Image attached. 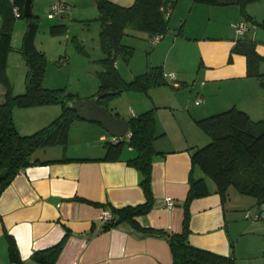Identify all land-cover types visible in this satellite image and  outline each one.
Masks as SVG:
<instances>
[{"label": "crops", "instance_id": "obj_1", "mask_svg": "<svg viewBox=\"0 0 264 264\" xmlns=\"http://www.w3.org/2000/svg\"><path fill=\"white\" fill-rule=\"evenodd\" d=\"M34 1H31V9L36 14L42 6L46 12L51 3V0H46L43 5L39 2L35 5ZM69 1L67 0L69 9L57 19L56 24L68 27L73 16L77 17V20L87 18L83 10L90 2L72 0V4ZM113 1L128 5L133 0ZM178 1L174 3L171 16ZM184 1L190 8L194 3H198ZM93 3L96 4L95 0ZM202 5L197 7L204 8L209 14L227 17V29L213 32L206 28L200 35L173 36L171 39L155 42L150 53L151 62L162 65L164 72H174L175 81L166 77L168 84L152 87L145 94H126L131 102L130 115H123V112L119 111L118 102L116 105L108 102L107 108L112 114L116 113L126 119L138 112L154 108L157 132L162 133L153 143L157 151L153 156L151 168L153 205L149 212L135 217L137 222L143 227L180 232L184 217L183 201L189 189V176L192 174L195 178L203 177L210 193L190 201L188 240L197 247L229 255L242 247L241 240L244 237H248L253 230L264 227V222L249 220L250 217L238 213L237 208H257L259 216L253 218L254 220L264 218L261 213L264 209L259 207L254 198L245 194L233 199L229 192L230 200L223 202L215 190L213 180L198 166L192 167L188 148L204 145L210 140L196 125L195 119L231 107L245 110L253 120L264 117V87L260 86L256 78L246 75L245 57L231 53L235 40L240 36L235 24L246 22L247 31L244 35L256 41V50L262 55L264 33L259 30L258 24L247 21L239 6L234 3ZM246 12L255 20L262 19L260 11L252 4L246 6ZM182 16L184 14L178 16L177 26L182 23ZM18 18L20 17L16 16L12 32L14 49L7 61V75L14 93L25 89L24 61L17 50L25 22ZM1 22L0 11V25ZM44 26L42 39L38 45L36 35L35 44L46 55L48 49L43 42L47 39L45 35L48 25ZM68 31L69 27L67 34ZM59 45L58 43L57 48ZM60 51L61 46L57 54H61ZM101 52L103 54L102 49ZM60 61L66 62L67 58L60 55L56 63ZM117 67L119 68L118 65ZM194 70L195 78H200V82L186 86L187 76ZM49 82L46 81L45 73L43 84L46 87H61ZM4 95L5 88L0 81V103L4 101ZM197 98L200 100L195 103ZM60 110L59 104L15 108L13 118L19 132L26 134L47 125ZM76 130L82 133V137L78 138L90 134L87 138H95V142H87L84 151L77 155L65 156L83 159L29 165L2 191L0 264H17L10 260L6 232L13 237L24 264H39L32 259V253L56 244L67 232L65 245L54 264H171L172 254L165 236L142 232L126 221L103 228L108 220L103 214L108 209L95 202L121 207L145 200L139 184V172L126 163V159L134 154L132 148L125 145L127 149L124 151L125 146L123 147L120 159H98L105 155V142L112 141L113 136L98 122L74 119L68 129L67 141L68 138H76ZM63 147L59 148L61 150L57 148L58 154L54 157L38 158L59 159L67 153V148ZM207 177L211 179L212 184ZM168 198L171 199V204L168 203ZM258 234L264 237V234ZM246 240L249 241V248L254 254L264 255V241L259 239L257 242L250 238Z\"/></svg>", "mask_w": 264, "mask_h": 264}, {"label": "trees", "instance_id": "obj_2", "mask_svg": "<svg viewBox=\"0 0 264 264\" xmlns=\"http://www.w3.org/2000/svg\"><path fill=\"white\" fill-rule=\"evenodd\" d=\"M191 1L204 4L234 3L239 6L247 21L264 28V17L258 21L246 12V6L256 0ZM24 2L25 0H7L6 2L0 0L2 14L0 81L5 88L4 101L0 103V195L11 180L29 165L83 159L63 156L59 159L42 160L33 156L34 151L40 147L66 145L71 122L74 119H81L76 115L73 106L74 102L80 98L76 93L67 91L65 87L50 88L43 84L47 59L45 53L35 44V37L40 28V18L33 11L25 17ZM95 2L98 9L96 18L100 23V47L104 53L101 59L103 68L98 72L97 92H111L98 98V103L107 108L108 98L113 95L124 91L147 92L152 87L168 84L160 64L148 63L144 72L125 80L118 71L115 60L118 53H122L125 59L132 53L133 47L122 43V37L129 28L144 32L152 41L156 35H160V39L167 35L171 31L168 17L176 0H134L129 5H122L113 0H95ZM13 7L18 8V17L23 18L25 22L21 43L17 48L25 67V89L20 93L13 92L7 75L8 56L14 49L12 32L16 16ZM182 25L183 22L175 29V35L181 34ZM65 28L64 24L55 23L50 26L51 32L64 31ZM245 32L235 40L231 53L235 52L245 57L246 75L256 78L260 86L264 87V55L256 50V41L244 35ZM50 104L61 106L60 113L54 119L31 133L19 132L13 118L15 108ZM114 115L118 116L116 113ZM128 121L130 136L117 142H105V155L98 159H120L123 147L130 146L134 154L126 159V163L139 172V184L145 200L142 203L121 207L95 202L111 213V217L106 220L103 228L126 221L142 232L165 236L172 254L171 264H234L233 252L229 255L219 254L197 247L188 240L190 201L210 193L203 177L195 178L192 174L189 176V189L183 201L184 217L180 232L143 227L137 222L135 217L146 214L153 205L151 168L153 156L157 152L153 143L162 133L157 132L154 108L133 115ZM195 123L210 137V140L204 145L188 148L192 167L198 166L213 180L215 190L220 194L223 202L227 199L228 187L233 186L242 194L254 196L258 205L264 204V117L253 120L245 110L231 107L195 119ZM67 237L68 232L56 244L34 251L31 255L32 259L39 264H54ZM6 238L10 260L17 264H24L13 237L6 232Z\"/></svg>", "mask_w": 264, "mask_h": 264}, {"label": "rangeland", "instance_id": "obj_3", "mask_svg": "<svg viewBox=\"0 0 264 264\" xmlns=\"http://www.w3.org/2000/svg\"><path fill=\"white\" fill-rule=\"evenodd\" d=\"M45 1L46 0H42L40 2V0H35L34 4L37 5V3L39 2V4L42 3L41 5H43V2ZM83 1L85 3L90 2L89 4H87V6L84 7L85 12L83 10V14L87 18L77 20V17L74 18L75 16H73V19L69 20L70 23L68 26V34V27H66L64 31L51 32L49 26L50 24H55L57 19L48 18L42 6V9L38 11V15L40 18V28L36 34L38 36L36 41L39 45V41L40 39H42L43 36V29H45L44 25H48L46 26L48 27V29L45 35L47 39L43 42L44 46L48 49V54H46L47 62L45 66L46 81H50L49 83L51 85L65 87L67 91L76 93L80 99H85L87 97L90 98L92 95L97 93L99 84L98 72L102 69L101 59L104 57V53L102 54L101 52L99 41L100 23L99 20L96 18L98 15V9L96 7V4H92L93 0ZM194 4L195 5L190 8V6H188V4H186L184 0L178 1L176 10L174 11L173 15H170L168 17V24L171 28V31L167 35H165L161 40L171 39L173 36L184 37L187 34L200 35L204 32L206 28H208L207 30H211L213 32H218L219 29H227V25L229 26V20L227 17L223 15L209 14V12H207L204 8L197 7L203 6V3ZM249 4L255 6L260 11L261 17H264V0H256ZM181 14H184V16L181 17V20L183 22L181 34L175 35V29L178 27L177 25L179 24L178 16ZM18 20L24 22L23 18H18ZM232 28L234 29V27ZM259 30H262V33H264V28L260 27ZM58 43L60 44L59 48L61 46V54H57V50L59 49L57 48ZM122 43L133 47L132 53L129 57H126L125 59L122 53H118L115 60V65L116 67L117 65L119 66V68L117 67V69L125 80H129L135 75L144 72L148 63L154 64L153 62H151L150 53L155 42H153L151 38L147 37L144 32L129 28L127 30V33L122 37ZM60 55H64L67 58V61H60L57 64L56 60H58ZM193 69L194 68H192V70ZM131 75L132 77L130 78ZM187 77L188 79L186 80V86H192L194 83H196V81H198L197 84L200 82V78H195L196 70H194L193 73L190 71V75H188ZM193 78H195V80H192ZM129 92H132L131 94H135L133 92H136V94L147 93L144 91H124L120 94L113 95L108 98V102H110L111 105H116V102H118L117 107L119 111L123 112V115H130L131 113L129 107L131 102L127 97L128 95H126L130 94ZM120 106L122 108H120ZM81 134L82 133L79 130H76L74 133V136L76 138H68L66 145L55 144L40 147L34 151L33 156L42 158L54 157L58 154L57 148L58 150H61L59 149L61 148V146H64V149L67 148V153H64V156L77 155L78 153L84 151L83 148L87 145V142H95V138H87L90 134L84 135L83 138H78L79 136L82 137ZM63 148L62 150H64ZM126 149L127 146L124 147V151ZM208 179L209 178L207 177V180ZM210 180L211 179H209V182L212 184V181ZM229 188L230 189H227L228 201L230 200L228 197L229 192L233 195V199H236V196H244V194L240 193L235 187L230 186ZM248 196H250V198H254L256 202V198L254 196ZM226 207H228V205H226ZM241 207L237 208L236 211L238 213H241L244 216L246 212H249L251 214L249 220L254 222H264V218H259L256 220L253 219L254 214L258 212V210L256 212L257 208L255 209L254 206L247 208H243V206ZM261 213L262 215H264V210H262ZM258 233L264 234V227L253 230V233H250L248 237H244V239L241 240L242 247L234 253V264H264V255L260 253L254 254L255 252H252L249 248V241L246 240L250 238V240H255L257 242L260 240L264 241V237L260 236Z\"/></svg>", "mask_w": 264, "mask_h": 264}, {"label": "water", "instance_id": "obj_4", "mask_svg": "<svg viewBox=\"0 0 264 264\" xmlns=\"http://www.w3.org/2000/svg\"><path fill=\"white\" fill-rule=\"evenodd\" d=\"M31 1L25 0L23 15L29 16L32 13ZM109 91H100L90 98L78 99L74 102L76 115L87 121L98 122L114 138L123 140L129 132L130 125L126 118L112 114L104 105L98 103V98L110 94Z\"/></svg>", "mask_w": 264, "mask_h": 264}, {"label": "built area", "instance_id": "obj_5", "mask_svg": "<svg viewBox=\"0 0 264 264\" xmlns=\"http://www.w3.org/2000/svg\"><path fill=\"white\" fill-rule=\"evenodd\" d=\"M67 9H69V5L67 3V0H51V3L48 7V9L46 10V14H47V17L50 18V19H60L63 14L67 11ZM13 12L15 14V16H19V10L17 7H13ZM170 14V12L168 13ZM235 29L236 31L241 34V33H244L245 30L247 29L246 27V24L244 22H239L237 24H235ZM160 39V35H156L153 37V42H156ZM165 77L171 79V80H175V74L174 72H164L163 73ZM199 98H197V100H195V103H198L199 102ZM130 136V132H128L124 138H128ZM113 142H117L119 141V139H116L113 137ZM171 199L168 198V203L171 204ZM259 207L261 209H264V204H260ZM106 219H109L111 217V213L110 211H105L104 214H103ZM246 216L250 217L251 214L249 212H246ZM259 216V213L257 214H254V218H258Z\"/></svg>", "mask_w": 264, "mask_h": 264}]
</instances>
